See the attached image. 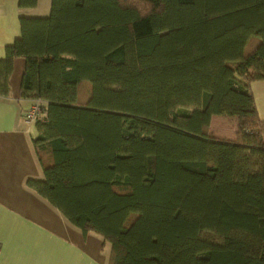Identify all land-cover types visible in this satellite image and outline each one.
I'll return each instance as SVG.
<instances>
[{
    "label": "trees",
    "instance_id": "16d2710c",
    "mask_svg": "<svg viewBox=\"0 0 264 264\" xmlns=\"http://www.w3.org/2000/svg\"><path fill=\"white\" fill-rule=\"evenodd\" d=\"M19 22L0 96L24 58L20 97L44 105L29 189L108 264H264V0H51Z\"/></svg>",
    "mask_w": 264,
    "mask_h": 264
},
{
    "label": "crops",
    "instance_id": "0c3cea01",
    "mask_svg": "<svg viewBox=\"0 0 264 264\" xmlns=\"http://www.w3.org/2000/svg\"><path fill=\"white\" fill-rule=\"evenodd\" d=\"M50 10L51 0H30L25 7L0 0V58L20 35V18H46ZM24 70V58L16 57L9 95L0 96V264H108L109 244L101 236L83 235L25 184L43 174L32 142L34 123L22 119V111L37 100L20 97ZM250 89L264 123V79L252 81ZM209 132L234 140L236 121L213 115Z\"/></svg>",
    "mask_w": 264,
    "mask_h": 264
},
{
    "label": "built area",
    "instance_id": "2783aa9c",
    "mask_svg": "<svg viewBox=\"0 0 264 264\" xmlns=\"http://www.w3.org/2000/svg\"><path fill=\"white\" fill-rule=\"evenodd\" d=\"M44 115V105L42 100L37 99L28 108L22 111V119L26 123H34L36 120L41 119Z\"/></svg>",
    "mask_w": 264,
    "mask_h": 264
},
{
    "label": "rangeland",
    "instance_id": "374dc122",
    "mask_svg": "<svg viewBox=\"0 0 264 264\" xmlns=\"http://www.w3.org/2000/svg\"><path fill=\"white\" fill-rule=\"evenodd\" d=\"M83 93V92H82ZM219 124V123H218ZM229 125H230V123H229ZM234 126V125H233ZM230 127H231V125H230ZM219 130V129H218Z\"/></svg>",
    "mask_w": 264,
    "mask_h": 264
}]
</instances>
